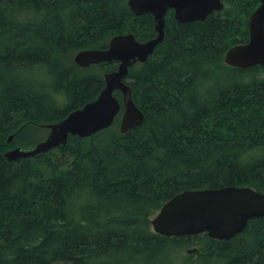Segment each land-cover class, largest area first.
Here are the masks:
<instances>
[{"label": "trees", "instance_id": "obj_1", "mask_svg": "<svg viewBox=\"0 0 264 264\" xmlns=\"http://www.w3.org/2000/svg\"><path fill=\"white\" fill-rule=\"evenodd\" d=\"M127 1L0 0V154L34 145L35 128L95 100L103 74L117 68H80L67 58L118 34L156 36L152 15L132 14ZM222 3L203 21L179 23L168 11L162 43L126 78L144 115L139 126L69 136L16 162L0 157V264H138L168 245L189 247L191 238L196 263L264 264V217L225 241L166 238L150 224L184 190L264 193V66L223 62L231 46L247 42L259 1ZM34 69L51 84L20 78Z\"/></svg>", "mask_w": 264, "mask_h": 264}, {"label": "water", "instance_id": "obj_2", "mask_svg": "<svg viewBox=\"0 0 264 264\" xmlns=\"http://www.w3.org/2000/svg\"><path fill=\"white\" fill-rule=\"evenodd\" d=\"M250 14L247 21V42L231 46L224 54L225 65L246 69L264 66V0ZM132 14H151L156 36L138 41L133 34L113 36L101 49L80 50L74 63L80 68L116 62L114 71L104 73V87L95 100L73 110L61 121L47 124V136L30 147H15L0 157L9 162L33 158L66 145L69 136L88 138L109 128L122 111L119 132L125 134L139 126L144 118L132 99V90L126 82L129 69L144 63L164 39L169 10L179 23L203 21L223 8L222 0H128ZM115 92H120L119 100ZM10 135L7 142H11ZM264 217V193L251 187L224 186L184 190L165 202L150 224L153 232L166 237L207 234L213 240H230L240 234L250 220ZM189 248L186 254L196 253Z\"/></svg>", "mask_w": 264, "mask_h": 264}, {"label": "rangeland", "instance_id": "obj_3", "mask_svg": "<svg viewBox=\"0 0 264 264\" xmlns=\"http://www.w3.org/2000/svg\"><path fill=\"white\" fill-rule=\"evenodd\" d=\"M76 53H74L70 58L66 59V63H74L73 58ZM92 73L95 74H101V69L95 68L92 70ZM20 78L23 80H29L34 81L36 83H48L51 84L52 78L46 73L44 70H31V71H23L19 73ZM40 85V84H39ZM40 86H37L36 89L39 90ZM120 113L118 117L116 118L114 124L112 125V130H118L119 129V123H120ZM34 135L33 138L36 142H33V144L37 143L38 141L42 140L46 137L48 134V130L45 128L37 127L34 129ZM32 145V144H31ZM152 229V227H151ZM191 244L189 247L186 248H176L172 245H168L167 249H165L162 254H158L156 257L154 256V259L144 260L138 264H199L196 263V256L195 253L191 255L186 254V249L188 248H199L198 243L196 242L197 238H191Z\"/></svg>", "mask_w": 264, "mask_h": 264}]
</instances>
